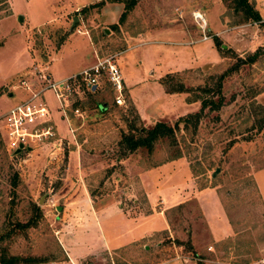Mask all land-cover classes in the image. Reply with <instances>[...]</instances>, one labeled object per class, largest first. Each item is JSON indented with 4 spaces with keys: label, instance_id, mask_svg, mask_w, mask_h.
<instances>
[{
    "label": "rangeland",
    "instance_id": "obj_1",
    "mask_svg": "<svg viewBox=\"0 0 264 264\" xmlns=\"http://www.w3.org/2000/svg\"><path fill=\"white\" fill-rule=\"evenodd\" d=\"M249 1L264 21V0ZM121 3L0 0V255L106 264L93 207L118 202L145 215L137 241L124 237V219L107 224L108 242L124 244L111 250L119 262L255 264L264 255V23L235 0ZM111 56L126 79L124 104L105 74L93 95L77 81L63 106L47 89L53 126L68 131L56 127L57 139L17 153L7 147L1 116L30 96L28 85H43L40 74L57 81ZM235 64L220 93L203 91ZM213 94L220 109L180 123L153 150L121 144L132 127L174 126Z\"/></svg>",
    "mask_w": 264,
    "mask_h": 264
},
{
    "label": "built area",
    "instance_id": "obj_2",
    "mask_svg": "<svg viewBox=\"0 0 264 264\" xmlns=\"http://www.w3.org/2000/svg\"><path fill=\"white\" fill-rule=\"evenodd\" d=\"M205 22L202 16H196ZM41 70L40 72H43ZM105 74L118 92L116 102L119 105L125 103L124 98V75L119 64L114 60V57L106 58L105 60L98 61L95 65L91 66L73 75L65 80L53 81L50 75L46 72L40 74L43 85L39 88H32L28 85L30 96L23 99L17 104L9 108L1 116V122L5 129V137L7 147L11 150H17L23 146L22 150L32 146V144L40 141H52L57 139V129L53 126L50 117V111L43 99L44 92L47 89H52L60 101L61 105L67 102L70 96L76 91V82L81 81L88 89H93L94 86L98 87L101 84V77ZM79 112L78 109L75 110ZM56 137V138H55ZM0 264H8L0 261ZM43 264H76L72 260L69 262L49 261ZM106 264H138L136 262H119L111 257ZM161 264H175L171 262H163ZM255 264H264V256L260 257Z\"/></svg>",
    "mask_w": 264,
    "mask_h": 264
},
{
    "label": "trees",
    "instance_id": "obj_3",
    "mask_svg": "<svg viewBox=\"0 0 264 264\" xmlns=\"http://www.w3.org/2000/svg\"><path fill=\"white\" fill-rule=\"evenodd\" d=\"M113 2H123L126 7V11L130 10L133 8L138 0H111ZM237 3V8H241L243 11H245L248 16L252 19L254 22H262L263 19L261 18L259 12L253 7V5L250 3L249 0H235ZM126 11L122 14L121 19L125 18L126 16ZM258 52H255L254 54H251L249 56V61L250 62H255L258 58ZM242 59V58H241ZM240 61H244L243 59ZM238 67V64H235L233 67L228 69L226 72H223L218 79V84H217V90H213L210 87L206 86L203 87L204 92H214V94L220 93L222 90L223 86V80L225 79L226 75L228 73L232 72L234 69ZM85 86V85H84ZM86 90L90 92V95H93L97 90H92L88 89L85 87ZM169 91H184L183 86L181 88H170ZM214 94L212 98H207V97H202L201 98V103H202V108L200 111L196 113H190L185 116H182L179 118V120L176 122L174 126L168 125L166 122H157L153 127L147 128L145 126L141 127H132L131 130H129L127 133H122V139H121V144H124L126 146L127 153H133L136 152L142 148H147L150 151L153 150L155 143L161 138V137H166L173 135L175 132V127H179L180 123H184L186 127L188 126L189 122L192 120H200L203 113L205 110L210 107L212 110H218L220 107L223 105V100L219 98V100H214ZM99 109H101V112L106 111V106L103 104L99 103L98 104ZM79 109L78 107H74L73 110ZM28 261L26 263L30 262V259H27ZM0 261H3L8 264H20V258L17 256H1L0 255ZM34 262V261H33Z\"/></svg>",
    "mask_w": 264,
    "mask_h": 264
},
{
    "label": "crops",
    "instance_id": "obj_4",
    "mask_svg": "<svg viewBox=\"0 0 264 264\" xmlns=\"http://www.w3.org/2000/svg\"><path fill=\"white\" fill-rule=\"evenodd\" d=\"M115 3H118V4H122L121 2H115ZM10 5H11V9H12V15L14 16V13H13V3L11 4L10 2ZM198 12V11H197ZM200 12V11H199ZM11 16V15H10ZM93 66V65H92ZM91 66L87 67V68H90ZM87 68H84L83 70L87 69ZM83 70L79 71L78 73L82 72ZM78 73H74V74H69V75H66L65 77L63 78H60L58 79V81H61V80H65L73 75H76ZM124 79H125V76H124ZM126 81V79H125ZM125 85V83H124ZM34 87H37L34 85ZM125 88V87H124ZM94 90H98L97 87H95ZM93 90V91H94ZM27 91V90H26ZM75 111V110H74ZM67 122V120H65ZM55 123V122H54ZM56 127H58L59 129H64V131H68V124H60V123H55ZM63 127V128H62ZM57 128V129H58ZM61 130V131H62ZM80 154V153H79ZM70 161H77L78 160V157H76L77 160L74 159L73 156H70ZM176 204V202H175ZM174 203H170L168 204V207H172L175 205ZM171 205V206H170ZM121 206V203L118 204V202H112V203H108L107 205H104L103 207H101L99 210H95V208L93 207L94 209V214L96 215V219L98 221L97 225H93V229H94V233H95V237H98V239L101 240L102 238V241H103V244H105V246L109 249L108 250V253L110 255V258L113 257V252L111 250H114V249H117V248H120L122 247L124 244H120V245H117V244H113L109 241L108 242V237L106 235V231L108 230L107 229V224H110L109 225V228H111L112 230H116V229H119V224H118V220L120 219H124V223L126 224L127 226V234L124 235V237H128L130 238V240L132 241H137V240H140L139 238L143 239L144 237L143 236H139V235H132L133 234V229L134 227L136 226V223L141 220L140 218H144L145 215H139V216H136V217H131V216H128V214H126L124 212V210L122 209L123 207H120ZM153 213H150L148 215H146V217H150L152 216ZM120 218V219H119ZM116 220V222H114V220ZM147 221V220H146ZM138 225V223H137ZM131 230L130 232V235H129V231ZM114 232V231H113ZM153 232L156 233V232H159L158 229H153ZM115 234V233H114ZM118 234V233H117ZM143 235V234H142ZM124 240V238H123ZM70 247H72V250H73V246L69 244ZM75 251V250H73ZM76 252V251H75ZM264 256V255H263ZM262 257V256H261ZM109 258V259H110ZM108 259V260H109ZM115 259V258H114ZM108 262V261H107ZM163 263V262H162ZM80 264V263H79ZM83 264V263H81ZM139 264V263H138Z\"/></svg>",
    "mask_w": 264,
    "mask_h": 264
},
{
    "label": "water",
    "instance_id": "obj_5",
    "mask_svg": "<svg viewBox=\"0 0 264 264\" xmlns=\"http://www.w3.org/2000/svg\"><path fill=\"white\" fill-rule=\"evenodd\" d=\"M95 87H96V86H94L93 89H95ZM22 148H23V146H21L20 148H18V149L16 150V153H17V152H20V151L22 150Z\"/></svg>",
    "mask_w": 264,
    "mask_h": 264
},
{
    "label": "bare ground",
    "instance_id": "obj_6",
    "mask_svg": "<svg viewBox=\"0 0 264 264\" xmlns=\"http://www.w3.org/2000/svg\"><path fill=\"white\" fill-rule=\"evenodd\" d=\"M195 14H196V16H201V12H199V11L196 12Z\"/></svg>",
    "mask_w": 264,
    "mask_h": 264
}]
</instances>
